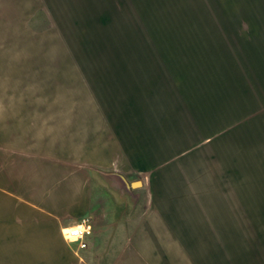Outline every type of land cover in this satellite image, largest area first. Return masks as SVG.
Instances as JSON below:
<instances>
[{
	"label": "rangeland",
	"instance_id": "374dc122",
	"mask_svg": "<svg viewBox=\"0 0 264 264\" xmlns=\"http://www.w3.org/2000/svg\"><path fill=\"white\" fill-rule=\"evenodd\" d=\"M94 197L116 264H264V0H0V264Z\"/></svg>",
	"mask_w": 264,
	"mask_h": 264
},
{
	"label": "crops",
	"instance_id": "0c3cea01",
	"mask_svg": "<svg viewBox=\"0 0 264 264\" xmlns=\"http://www.w3.org/2000/svg\"><path fill=\"white\" fill-rule=\"evenodd\" d=\"M97 197V196H96ZM95 198V197H94ZM99 210V202L97 198L94 201H90L87 206H84L80 211L72 214L69 221L62 224L60 230L57 232L58 239L63 243L66 248L68 257L64 261V264H116V261L108 260L106 258V252L108 251L107 244L112 240L111 236H115L117 227L121 226V221H117L113 215L106 214L108 217H98L97 211ZM88 219L92 225V234L87 237V248L80 249L78 243H70L63 237V232L78 226L82 220ZM123 221V220H122ZM114 230L113 235L108 237V231ZM112 238V237H111ZM102 252V254H101Z\"/></svg>",
	"mask_w": 264,
	"mask_h": 264
},
{
	"label": "built area",
	"instance_id": "2783aa9c",
	"mask_svg": "<svg viewBox=\"0 0 264 264\" xmlns=\"http://www.w3.org/2000/svg\"><path fill=\"white\" fill-rule=\"evenodd\" d=\"M92 234V225L88 219L82 220V222L71 229L63 232V237L70 243H78L80 249L87 248L86 238Z\"/></svg>",
	"mask_w": 264,
	"mask_h": 264
},
{
	"label": "water",
	"instance_id": "95a60500",
	"mask_svg": "<svg viewBox=\"0 0 264 264\" xmlns=\"http://www.w3.org/2000/svg\"><path fill=\"white\" fill-rule=\"evenodd\" d=\"M120 179L123 181V183L125 184V186L127 187V189L131 190V189H136V188H140L143 186V183L141 181H136V182H132L131 184L128 183V181L123 177L120 176Z\"/></svg>",
	"mask_w": 264,
	"mask_h": 264
}]
</instances>
